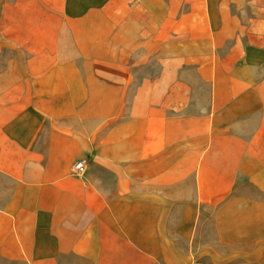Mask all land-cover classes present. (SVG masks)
Listing matches in <instances>:
<instances>
[{
	"label": "crops",
	"instance_id": "0c3cea01",
	"mask_svg": "<svg viewBox=\"0 0 264 264\" xmlns=\"http://www.w3.org/2000/svg\"><path fill=\"white\" fill-rule=\"evenodd\" d=\"M202 256L264 264V0H2L0 259Z\"/></svg>",
	"mask_w": 264,
	"mask_h": 264
},
{
	"label": "rangeland",
	"instance_id": "374dc122",
	"mask_svg": "<svg viewBox=\"0 0 264 264\" xmlns=\"http://www.w3.org/2000/svg\"><path fill=\"white\" fill-rule=\"evenodd\" d=\"M2 0H0L1 2ZM248 13V11L246 12ZM3 57L5 55H10V50H4ZM186 76L192 77L190 73H188ZM197 77V75H196ZM208 87H206L204 84H201L196 79V99L193 101L194 106H190L186 111L189 113H192L193 111H196V113H201L202 111L206 110L208 107ZM212 209L206 206H202V217L203 219L208 217L210 215ZM202 219V220H203ZM202 223L199 226L198 233L196 235V251H200L202 248H206L209 242H213L215 238L214 229L212 227V224L208 218H206L204 221H201ZM216 250L219 253H233L240 248L238 247H223L220 245L215 244ZM67 263V262H66ZM209 260L207 256H202L200 259H198V264H209ZM0 264H12L10 262H5L0 259ZM226 264H250V263H243L241 259L236 258L233 259Z\"/></svg>",
	"mask_w": 264,
	"mask_h": 264
},
{
	"label": "built area",
	"instance_id": "2783aa9c",
	"mask_svg": "<svg viewBox=\"0 0 264 264\" xmlns=\"http://www.w3.org/2000/svg\"><path fill=\"white\" fill-rule=\"evenodd\" d=\"M84 163H85V160L84 159H80L78 161L75 162L74 164V169L76 172H81L84 170Z\"/></svg>",
	"mask_w": 264,
	"mask_h": 264
}]
</instances>
